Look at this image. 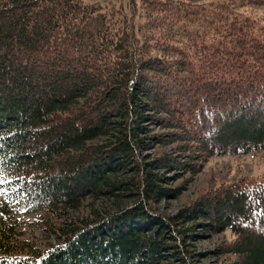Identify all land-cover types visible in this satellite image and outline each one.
<instances>
[{
  "label": "trees",
  "instance_id": "trees-1",
  "mask_svg": "<svg viewBox=\"0 0 264 264\" xmlns=\"http://www.w3.org/2000/svg\"><path fill=\"white\" fill-rule=\"evenodd\" d=\"M128 6L0 0V264H188L168 241L195 228L226 234L213 264H264V172L153 209L175 163L264 152V0Z\"/></svg>",
  "mask_w": 264,
  "mask_h": 264
},
{
  "label": "rangeland",
  "instance_id": "rangeland-1",
  "mask_svg": "<svg viewBox=\"0 0 264 264\" xmlns=\"http://www.w3.org/2000/svg\"><path fill=\"white\" fill-rule=\"evenodd\" d=\"M84 3H98L102 7H106L113 3L116 6L120 4L123 5V8L127 14L131 13L130 7L128 6L129 0H82ZM157 118V117H156ZM159 119L152 121V119H147L144 121L148 127V131L153 130L154 133L161 137L170 138L172 135L179 133L173 128H168V125ZM150 136V135H149ZM147 137L146 141V150L140 151L139 153L145 155L148 159L153 155H164L169 154V156L179 154L181 151L178 150V145L187 144L188 141L181 139L180 141H170L163 140L159 141L158 139L153 138L154 140L150 142V137ZM145 138V135L143 136ZM167 141V142H166ZM174 145V147H172ZM231 145V144H229ZM184 151L186 148H183ZM196 150V149H194ZM172 152V153H171ZM182 161V160H180ZM180 163H175L171 166L169 170L164 171L168 177V181L165 184V187L174 188L177 182L184 185V191L182 197L178 199L173 198L172 196L167 195L163 197V200H160L162 203L157 204L158 206L153 207L156 213H162L166 216L168 214L176 213L180 206H182L185 197L187 201H192L199 195L206 192H214L218 188L221 182H230L239 177H256L261 175L264 172V152L255 151L247 154H226L222 156H207V159L200 164V169L198 172H195L193 175L188 174V177L182 176L179 177L181 171L179 169ZM181 176V175H180ZM181 185V186H182ZM160 203V202H159ZM185 203V202H184ZM28 229V227H25ZM19 230L23 229V226L18 227ZM194 238H188L180 234V238L175 240L178 247H172L171 241H168L169 245L167 250L173 252L178 250L176 253V258L184 257L188 264H213L217 257L213 255L210 251H213L215 247L219 244L223 248V242H226V234L218 233L215 236L203 237L200 236L201 230L199 228L194 229ZM24 237L28 235L24 234ZM47 237L45 231L40 229H35V232L30 236V238H35L41 240ZM175 251V252H176ZM175 258V257H173Z\"/></svg>",
  "mask_w": 264,
  "mask_h": 264
},
{
  "label": "snow or ice",
  "instance_id": "snow-or-ice-1",
  "mask_svg": "<svg viewBox=\"0 0 264 264\" xmlns=\"http://www.w3.org/2000/svg\"><path fill=\"white\" fill-rule=\"evenodd\" d=\"M0 183H4V181L3 180H0Z\"/></svg>",
  "mask_w": 264,
  "mask_h": 264
}]
</instances>
